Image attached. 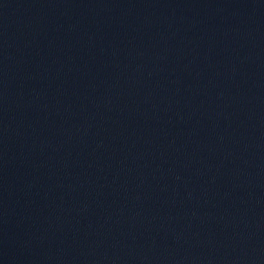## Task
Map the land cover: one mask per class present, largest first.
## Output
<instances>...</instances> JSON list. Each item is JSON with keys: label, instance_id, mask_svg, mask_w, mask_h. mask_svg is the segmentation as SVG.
Wrapping results in <instances>:
<instances>
[{"label": "water", "instance_id": "obj_1", "mask_svg": "<svg viewBox=\"0 0 264 264\" xmlns=\"http://www.w3.org/2000/svg\"><path fill=\"white\" fill-rule=\"evenodd\" d=\"M0 264H264V0H0Z\"/></svg>", "mask_w": 264, "mask_h": 264}]
</instances>
